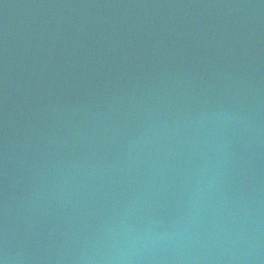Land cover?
Segmentation results:
<instances>
[{"label":"water","instance_id":"obj_1","mask_svg":"<svg viewBox=\"0 0 264 264\" xmlns=\"http://www.w3.org/2000/svg\"><path fill=\"white\" fill-rule=\"evenodd\" d=\"M0 264H264V0H0Z\"/></svg>","mask_w":264,"mask_h":264}]
</instances>
